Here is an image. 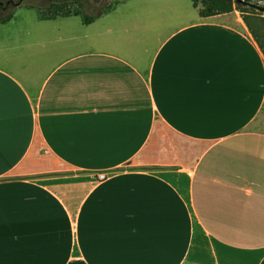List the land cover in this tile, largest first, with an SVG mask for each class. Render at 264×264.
<instances>
[{
    "label": "crops",
    "instance_id": "0c3cea01",
    "mask_svg": "<svg viewBox=\"0 0 264 264\" xmlns=\"http://www.w3.org/2000/svg\"><path fill=\"white\" fill-rule=\"evenodd\" d=\"M17 8L0 23V264H264L256 21L193 0L90 23Z\"/></svg>",
    "mask_w": 264,
    "mask_h": 264
},
{
    "label": "trees",
    "instance_id": "16d2710c",
    "mask_svg": "<svg viewBox=\"0 0 264 264\" xmlns=\"http://www.w3.org/2000/svg\"><path fill=\"white\" fill-rule=\"evenodd\" d=\"M35 1L40 0H1L0 13L8 9H15L19 5L37 9L40 18H54L58 16H69L71 14L80 15L84 23L92 22L97 15H90L82 11L72 10L73 3H79L78 0H45L46 3L36 4ZM195 5L201 4L200 13L202 15H212L222 12L232 11L235 8L243 13L248 11L247 5L252 6V0H193ZM243 14L246 20L250 19L247 14ZM14 10L8 15H0V22L4 23L12 19Z\"/></svg>",
    "mask_w": 264,
    "mask_h": 264
},
{
    "label": "rangeland",
    "instance_id": "374dc122",
    "mask_svg": "<svg viewBox=\"0 0 264 264\" xmlns=\"http://www.w3.org/2000/svg\"><path fill=\"white\" fill-rule=\"evenodd\" d=\"M4 1H7V0H4ZM121 1H123V0H78L79 3H73L72 4V10L82 11V12L90 14V15H96V14H99V13H102L104 11H108V10L112 9V7L116 6ZM35 2H36V4L46 3L45 0H40V1H35ZM251 3L253 5L252 6L247 5L246 9H248V11H246V13L245 12L244 13L247 14L250 19L256 21L259 33H262L264 35V0H252ZM200 6H201V4H200ZM12 10H14V12H16L18 10V8L16 7L15 9H8L6 11H2L0 13V15L6 16ZM19 10H20V8H19ZM37 11L38 10L36 9V12ZM81 19H82V17H81Z\"/></svg>",
    "mask_w": 264,
    "mask_h": 264
},
{
    "label": "built area",
    "instance_id": "2783aa9c",
    "mask_svg": "<svg viewBox=\"0 0 264 264\" xmlns=\"http://www.w3.org/2000/svg\"><path fill=\"white\" fill-rule=\"evenodd\" d=\"M99 177L103 178V177H107V174L106 173H100Z\"/></svg>",
    "mask_w": 264,
    "mask_h": 264
}]
</instances>
